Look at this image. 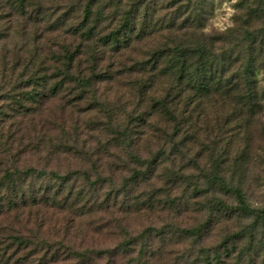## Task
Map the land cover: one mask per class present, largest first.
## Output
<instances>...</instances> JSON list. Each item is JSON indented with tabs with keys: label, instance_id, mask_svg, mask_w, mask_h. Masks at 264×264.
<instances>
[{
	"label": "rangeland",
	"instance_id": "1",
	"mask_svg": "<svg viewBox=\"0 0 264 264\" xmlns=\"http://www.w3.org/2000/svg\"><path fill=\"white\" fill-rule=\"evenodd\" d=\"M26 5L19 11L13 0H0V200L11 184H25L30 192L33 185L48 189L51 201L0 211L4 234L80 251L115 249L146 232L150 264H201L216 247L222 253L228 235L249 228L252 218L218 210L213 200L236 206L240 188L250 207L264 208V113L241 127L233 99L221 93L200 96L191 87L195 79L189 73L179 78L177 68L185 50L186 69L198 76L194 67L201 56L190 50L201 45L213 62L206 64L205 71L212 70L207 74L221 81L237 74L244 61L240 54L243 59L248 49L244 32H264V0H31ZM126 13L132 28L125 36L131 42L120 38L117 48L105 45L100 38L116 35ZM68 55L73 58L64 74ZM223 66L231 68L224 75ZM38 75L46 81L35 85ZM89 77L90 86L80 85ZM53 85L60 87L55 93ZM34 87L47 94L38 106L23 99ZM19 105L30 112L21 114ZM28 167L38 176L20 177ZM203 225L201 236L187 233ZM249 231L236 252L243 264H262L256 251L264 249V231L255 245ZM140 246L130 255L118 252L116 264L136 257ZM15 248L6 249L14 259ZM29 250L35 252L33 245ZM97 262L108 264L105 257ZM28 264L36 260L29 258Z\"/></svg>",
	"mask_w": 264,
	"mask_h": 264
},
{
	"label": "trees",
	"instance_id": "2",
	"mask_svg": "<svg viewBox=\"0 0 264 264\" xmlns=\"http://www.w3.org/2000/svg\"><path fill=\"white\" fill-rule=\"evenodd\" d=\"M29 1L31 0H13V3L16 10L24 11L27 7L26 2ZM90 3L91 2H89V5H86L84 15L86 16L85 20H87L88 14H90L91 12ZM40 8L41 6L39 4L34 7L36 13L40 11ZM2 9L3 8L1 7V10ZM135 9L136 11L139 10V8ZM126 15L127 16L125 17L123 28L119 29L118 32H116V35H113L112 33L111 35H106L104 37L102 36L100 38L105 45L111 44L113 48H117L121 45L119 41L120 38H122V42L124 44H129L131 42L132 38L125 36L127 30L132 28L131 21H129V17L131 16V14L126 13ZM86 32L88 34V37H91L94 34L92 32V29H88ZM242 39L248 45L246 46L248 49L243 59L241 57L242 54H240V61L244 60L243 67L241 66V69L239 70V72H237V74H232V77H228L227 79H225V81H221V78L215 77L212 74H207L209 72H212V70L209 69L205 71V69L207 68L206 64H209V67H213V62L209 61L206 58L207 48H204V46L201 45L195 48L193 47L190 50L198 53V55L201 56V58L198 59L199 63L197 62L196 66L194 67V71H198L199 73L198 76H194L195 74H193V72L186 69V63L188 62V59L185 50H180V57H182L183 60H181L180 66L177 68V71L179 72V78H184V75L186 73H189V76H192V78L195 79V82H191V87L195 90L197 89V91L200 93V96L209 98L217 93H221L223 94V97L233 99V102L239 109L240 114L238 115L240 116V126L249 127L253 123V119H256V116H261V114L264 113V78L259 80L257 76L258 63L261 65V61H263L261 58H264V32L259 33L257 31H245ZM72 58V55H68L66 57V69L63 72L64 74H69ZM226 70L230 71L231 68H226L223 66L221 74L224 75ZM236 75L238 76V78L235 77ZM34 76L37 75L35 74ZM91 79L92 78L90 77L83 78L80 85L84 87L90 86ZM44 81H46V77L38 75V77L35 78L34 84L37 85ZM188 81L193 80L189 78ZM58 88L60 87L53 85L51 86L50 91L52 93H55ZM46 96V90H41L34 87L23 95V99L27 100L28 98V100L35 102L36 106H38L39 104L45 102ZM200 100L201 99H198L197 101ZM157 103H159V105H162L164 103L163 106L166 108V103L163 99L157 100ZM19 107L21 108L20 111H22L21 114H25L23 109H25L26 113L30 112V109H28L25 105H19ZM37 174H39L38 171L30 167L24 168L19 172L20 177L23 178L35 177L38 176ZM7 177H10V174H8ZM54 177L56 180L59 177V179H62L60 175L55 174ZM63 180L67 182L69 181V177L66 176L65 178H63ZM9 182L11 184L12 181ZM9 187L10 190H8V192L6 193V198L0 200V211H11L15 207L26 205L29 203L35 206L39 204V202L48 203L49 201H51L50 194H47V192L49 191L48 189H43L44 191L38 190L39 188L37 189L36 186L33 185L32 191L30 192L28 191L25 184L20 185L19 188L14 184H11ZM61 190L62 189L58 190V192L56 193L57 196L60 195L59 191ZM236 197L238 200V204L236 206H231L222 199L216 198L213 200V207L221 211L236 213L239 216L243 215L251 217L252 222L249 228L246 227L242 230H238L228 235L223 243V252L221 253L218 250L219 246L216 247L213 255L212 253L206 254V258L201 264H243V259L240 258V250L236 252L238 242L246 237L248 231L250 230L249 233L251 232V234L249 243L255 245L256 235L260 231H264V208L250 207L246 201L244 192L240 190V188L236 189ZM54 199L55 197L52 201H54ZM206 227V225H203L202 227L200 226L196 229L193 228V230H190L187 233L194 235V237H198L201 236L203 229H205ZM146 238L147 234L146 232H144L138 237H131L128 240L123 241L115 249H83L80 251H76L72 250L71 248L65 247L63 243H58L59 248H55L54 246H52V243H49L48 241H30L25 237V235L24 237L20 236V234H9L6 236L0 228V262L4 264H28V259L34 258V260H36V264H52V262H57L60 259L67 260L68 264H100V262L98 263L97 261H100L101 258L105 257L107 258L108 264H116L118 252L130 255L134 251L133 247H135L136 244L141 243L137 256H131L129 260L124 264H150L151 258H145L147 254V244H145ZM260 243L264 244V239H260ZM14 244L16 245V248L14 249L15 254H19V256H17L15 259V256H10V254L7 255L8 252H6V249L9 246H15ZM32 245L34 248L33 251L35 252H31L32 250H29L31 249ZM250 250H252V248ZM256 255H263L261 261L262 264H264V249H259L258 251H256ZM253 261L254 258L250 260V263H252ZM192 264H200V262L195 260Z\"/></svg>",
	"mask_w": 264,
	"mask_h": 264
}]
</instances>
